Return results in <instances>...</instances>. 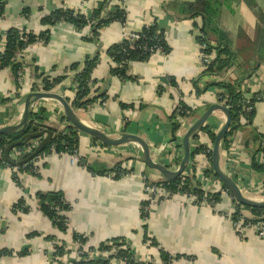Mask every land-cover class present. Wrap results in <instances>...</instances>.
Listing matches in <instances>:
<instances>
[{
    "label": "crops",
    "instance_id": "1",
    "mask_svg": "<svg viewBox=\"0 0 264 264\" xmlns=\"http://www.w3.org/2000/svg\"><path fill=\"white\" fill-rule=\"evenodd\" d=\"M100 1L67 0L65 6L88 16ZM194 1L128 0L126 24L113 23L102 29L97 44L86 40L90 38L87 28L77 32L68 23L52 27L41 24L43 16L62 7L60 0H7L0 18V35L12 28L35 35L49 31L47 43L38 41L21 56L28 86L34 82L33 66L53 78L99 50L100 62L92 72L93 88L100 87L107 99L104 104L98 100L86 109H73L75 114L110 138H119L121 134L140 137L148 144L152 159L171 169L182 157L181 140L186 130L204 110L216 104L218 92L214 87L199 96L194 92L193 81L202 73L198 43L200 20L187 19L179 11L181 4ZM114 4L112 0L109 8ZM23 10L28 11L27 16ZM152 22L163 31L170 53L165 57L154 54L143 63H130L126 80L110 76L112 62L105 50L119 42L124 34L140 31ZM215 26L216 30L209 34L210 43L227 46L234 56L232 66L220 75L226 76L221 82L239 84V91L248 99H254L256 94L264 97V0H226ZM2 48L0 43V51ZM247 82L250 85L244 90ZM65 85L69 87V83ZM16 89L11 71H1L0 128L20 122L26 95L15 97ZM53 93L69 101L75 96L73 89L56 88ZM178 102L200 112L194 118L183 119L175 143L171 141L169 119ZM59 106L51 100L41 102L43 123L57 129L65 126L66 119L57 112ZM253 108L252 125L242 122V128L227 139L228 146L220 148V169L231 175L239 166L246 181L264 180V175L252 170L250 152L243 148L245 142H249V148L254 147L250 143L253 132L264 136V101H257ZM224 122V115L216 111L206 125L217 133ZM78 138L79 159L86 160L96 172L123 161L121 167L129 173L118 179H114L113 173L92 174L68 154L57 153L38 159L35 174L21 172L13 166L0 168V252L8 253L0 257V264H65L74 256V232L86 240V250L122 241L134 259L141 262L162 264L159 253L162 250L175 258L171 264H264V240H259L251 231L243 240L237 238L228 217L232 200L221 197L215 209H210L188 205L179 197L153 208L144 224L141 219L145 200L143 178L157 182L162 180L161 175L143 164L141 151L133 144L103 146L79 132ZM198 138L201 145L209 141L203 133ZM256 159L263 162L260 153ZM193 170L203 191H218L217 179L205 177L206 161L199 154L190 158L187 171L191 176ZM50 192H60L69 206L62 213L69 226L65 233L59 232L40 211L37 194ZM20 202L27 212L17 211ZM246 215L249 214L246 212ZM144 232L158 247L143 242ZM55 244L65 246L66 253L61 259L51 257ZM110 264L120 263L111 261Z\"/></svg>",
    "mask_w": 264,
    "mask_h": 264
},
{
    "label": "trees",
    "instance_id": "2",
    "mask_svg": "<svg viewBox=\"0 0 264 264\" xmlns=\"http://www.w3.org/2000/svg\"><path fill=\"white\" fill-rule=\"evenodd\" d=\"M62 7L49 13L48 15L43 16L41 19V24L43 26L52 27L60 23H68L72 25L77 32H81L83 29H89L90 38L86 39L88 41L95 42L99 44V36L102 29L108 27L113 23H125L126 21V12L117 5H113L109 8V5L112 0H102L98 2L96 8L88 16H84L80 12H74L72 10L64 8V3L67 0H60ZM7 0H0V18L3 16L4 8ZM226 4V0H195L192 3L181 4L179 11L183 17L187 19H199L200 20V36L198 37L199 45L205 46L204 52L209 53L211 51L216 52V58L208 66L205 72H202L201 75L193 81L194 92L196 96H199L205 93L209 88H218L222 91V95L226 98L227 103L230 105V115L231 123L228 129L227 135L222 141V147L228 146V138L231 135H234L239 129L242 128V122L246 123V126L252 125V120L254 116V110L246 114L243 110V97L239 91V84H227L222 82H209L204 88H199V81L204 74H215L223 75L233 63L234 56L232 52L228 49L227 46H224L221 43H216L217 45L213 46L210 43L209 34L212 31L216 30L215 19L218 16L220 8ZM23 15L27 16L28 11L23 10ZM139 39L135 42L128 40H121L108 49L105 50V54L111 60L112 66L109 68V75L113 77H118L120 79H128V67L132 62H146L156 51L160 50V53L163 55H168L170 53V48L166 43L165 36L162 30L158 27L156 22H152L148 26H144L140 32L137 34ZM49 31H45L39 35H35L26 30H21L17 28H12L6 31L2 36L0 35V43H3V49L0 51V72L9 69L14 77L15 83L17 79V73L23 69L22 57L19 56L20 53L25 51L29 46L35 44L38 41L43 43L48 42ZM221 44V45H220ZM224 47H223V46ZM99 50L93 56L87 57L81 64H74L64 72L63 75L57 77H50L39 72L38 68L33 66V84L32 86L41 87L43 92L53 93L56 88L65 90H75V96L69 101L68 98L65 100L71 106L72 109H86L89 105L96 101H105L107 95L101 92L100 87L91 89L90 84L94 85L95 81L92 80V72L95 67L99 64ZM224 55L225 58H220ZM80 66L82 67L80 70ZM69 83V87L65 83ZM174 86L175 82L172 81ZM74 85V86H72ZM66 86V87H65ZM17 87V85H16ZM62 92V91H61ZM256 100L252 99V103H256ZM259 102V101H258ZM254 109V108H253ZM178 111V112H177ZM38 114L30 113L29 121L30 125L27 129L29 133L31 127L33 126V121H43L42 115L44 114L43 110L40 109ZM183 112V113H181ZM200 112L199 109L195 110L183 102H178V105L174 109L170 117V130H171V141H177V132L180 129V123L175 119V114L180 113L183 119L189 120L194 118ZM64 118L61 120L63 121ZM42 128H45L51 131L55 138L45 147L42 153H40L35 161L51 154V148H54V153L63 154L68 153L72 154L75 150H78V132L75 131L72 127L68 126V134L62 135V129H57V127L49 126L44 124ZM202 133H206L209 141L213 144L215 141L216 134L212 130L208 129L206 126L201 130ZM198 134H196L191 140H196ZM21 136H0V146L4 149L7 148L11 143L19 140ZM94 142L96 140L93 139ZM250 143L254 146L249 148V142L243 144V148L250 152V166L252 170L257 173L264 175V136L256 132L252 133ZM104 146V145H103ZM178 147V146H177ZM203 149L200 146L198 149L191 150V157L198 154ZM13 149L9 152V158L12 162H16L12 157ZM260 153L263 157V162L259 163L256 159L257 154ZM25 159V158H23ZM21 159V160H23ZM81 159V160H80ZM78 163L86 167V169L92 174L105 175L107 173H113L114 179H118L121 176L127 175L129 170H125L121 167L123 161H119L118 164L112 168L103 170L101 172H96L83 158H80ZM4 165L0 162V167L6 166L12 168L11 165L3 158ZM28 162L24 166L19 167L21 172H29L35 174L32 170L31 164ZM193 176L187 178L185 182H182L186 187L191 186L193 188L194 194L198 197L199 200H202L204 193L201 190V184L197 181L195 176V171L193 170ZM213 171L212 167L210 171L205 172V177H212ZM37 175V174H36ZM35 175V176H36ZM161 185L164 184L170 192H177L178 185L181 184L180 178L169 182H160ZM166 183L168 185H166ZM223 187V186H222ZM37 199L40 201V211L46 216L53 226L61 233H65L67 230L66 227V217L59 215L58 212L64 213L69 209L67 202L65 201L63 195L60 192H50L46 194H37ZM211 200L215 203L220 202V193L211 194ZM146 205L143 202L142 206ZM141 206V207H142ZM22 207L23 212H27L26 206H23V202H20L19 208ZM245 211L254 218L256 221L264 215V209L248 208L244 207ZM21 209V208H20ZM141 217L145 215L141 214ZM237 214H233L232 219L236 220ZM144 230L146 231V226L144 225ZM74 240L80 241L83 245L85 244V239L74 233ZM47 239H51L48 237ZM144 243L149 242L150 246L158 247L157 243L149 239L144 232ZM110 245H115L118 250L116 253L111 254L104 258L91 259L89 258V253L94 251V249H88L87 253H83L79 261H71V264H110L111 260L118 261L120 264H153V262H141L134 259L129 248L122 241H111L105 244H101L95 250L97 252H105L110 250ZM54 252L51 254L52 259H61L66 253L65 246L61 244L59 247L54 248ZM160 259L163 264H169L170 261L174 260L169 254L160 250ZM8 253L0 252V257L7 255ZM176 258H179L178 256ZM53 261V260H52ZM69 261V260H68ZM66 262V264L68 263ZM59 264V262H58Z\"/></svg>",
    "mask_w": 264,
    "mask_h": 264
},
{
    "label": "built area",
    "instance_id": "3",
    "mask_svg": "<svg viewBox=\"0 0 264 264\" xmlns=\"http://www.w3.org/2000/svg\"><path fill=\"white\" fill-rule=\"evenodd\" d=\"M115 1V5L119 6L120 8H122L125 12V6L128 3V0H114ZM66 3V1H65ZM64 3V8H66ZM68 9V8H66ZM70 10V9H69ZM74 11V10H72ZM76 12V11H74ZM126 19H127V12H126ZM121 26H124L126 24L125 23L121 24L118 23ZM150 25V24H149ZM148 26V25H146ZM144 27V26H143ZM142 27V28H143ZM140 31L137 32H132V33H128V34H124L122 36V38L119 40H128L130 39V41L133 43L135 41H137L139 39V36L137 35ZM3 49V48H2ZM205 46L200 45V55H199V61H200V68L202 70V72H205L208 68V66L213 62V60L216 58V52L213 50L209 53H205L204 52ZM24 54V51L22 53L19 54V56H22ZM154 54H159L163 57L167 56V55H163L162 53H160L159 49H156V51L154 52ZM153 54V55H154ZM220 58H225L223 55L220 56ZM226 76H218L215 74H204V76H202L200 78L199 81V88L202 89L204 88L209 82H221L225 80ZM216 83V82H215ZM16 85H17V89L14 93L15 97H23L27 94L30 93H40L43 92L41 87L39 86H28L27 85V81L25 78V71L22 69L21 71H19L17 73V79H16ZM250 83L247 82V84L244 87V90L246 87H249ZM74 86V85H72ZM89 87L92 89L93 85L90 84ZM241 90H243V87L241 88ZM226 97V96H225ZM222 95V91L218 90L217 95H216V100L215 103L216 105L219 106H223L225 108H228L230 110V105L227 103L226 98ZM243 97V110L246 114L252 112L253 110V103H252V99H248L244 96V93L242 95ZM253 100L256 101H264V97L260 94H256L255 98ZM42 101H46V100H38L36 102H34L30 108H29V112L33 113V114H38L39 115V111L41 108V102ZM102 104H104V101H101ZM57 112L59 114H63V110L61 108V106H59L57 108ZM178 112V111H177ZM183 113V112H181ZM183 116L180 115V113H176L175 114V119L178 123H180V127L183 121ZM65 121L63 124L65 125L64 127L62 126V135H67L68 134V130L67 127L69 126L68 122ZM34 125H37L39 127H43V125L45 123H43V121H33ZM207 127L208 129L212 130L211 127L207 126L206 123L204 125V127ZM180 130V129H179ZM178 130V131H179ZM214 132V130H212ZM178 133V132H177ZM202 132H198V136H200ZM204 135H206V133H203ZM196 135V134H195ZM207 136V135H206ZM193 138V137H192ZM191 138V139H192ZM190 139V148L195 150L198 149L200 146L203 147V149L198 153L201 157H203L206 161V170L205 172L210 171L211 169V155H212V148H213V144H211L210 141H208V143L201 145L199 142V138L197 137L196 140H191ZM210 142V143H209ZM38 141H32L30 143H28L27 145L23 146V147H19V148H14L13 149V153L12 156L14 157V159L16 158L17 161L28 157L30 154H32V152L34 151V149L37 147L38 145ZM222 148V144L221 147ZM4 151L5 149L3 147L0 146V162L4 165L2 159L4 158ZM51 153H54V148H51ZM63 154H68V153H63ZM69 156H71L76 163H78L79 161V157H78V150L74 151L72 154H68ZM180 160H176L172 166H171V170H176L178 167ZM30 165L32 167V170L34 172H37V167H36V162L35 159H33ZM24 166V165H23ZM239 167V166H238ZM236 168V170L233 172V174L229 175L227 174L230 178H232L233 180L236 178L237 180L235 181V183L237 184L238 188L240 189L241 193L243 196H245L246 198L249 199H253V200H257V201H264V180L263 179H253V180H244V172L241 171V169ZM0 168H9L6 166H2ZM19 168V167H18ZM170 169V168H169ZM205 175V174H204ZM191 175L190 173L185 170L180 176V181L181 184L178 185L177 192H170L166 186L164 184L161 185L160 182H165V180H160L157 182H150L149 180H147L146 178H143L144 181V202L146 203V205L141 207V214L145 215V217H141L142 221L144 222V224L147 222L148 216L150 214V212L153 210V208H155L157 205H159L160 203H164V202H168V201H173V200H177L179 197H183L186 204L188 205H193L196 207H207L210 209H215L216 205L218 203H215L211 200V197H209L211 194L214 193H210L207 191H203L202 188L201 190L204 193V196L202 198V200H199L198 197L194 194L193 188L189 185V186H185L182 182H185V180L187 178H190ZM213 179V178H212ZM214 180V179H213ZM218 182V191L215 193H220V198L222 197H226L229 198L230 200H232V211L230 212V214H228V217L231 219L232 225L236 231V236L239 240H243L247 234L251 231L255 234V236L259 239V240H264V215H262L257 221L252 218L249 215H246V211L243 208V206H241L239 203H237L229 194V192L227 191V189H225L224 187H222V184L220 183V181L217 179ZM166 185H168L166 183ZM21 208V209H20ZM17 209L18 212H23L22 211V207H20ZM59 215H62L61 212H58ZM233 214H237V218L236 220L232 219ZM66 227L68 230V221L66 218ZM66 230V231H67ZM75 233V232H74ZM72 234V240L74 242V246H75V250H74V256L73 259L69 260L67 264H71V261H79L81 258V255L83 253H87L88 250L85 249L84 245L77 240H74L73 235ZM149 243V242H146ZM61 246V244H55L53 247V252H54V248L55 247H59ZM118 250V248L115 245H110V250L109 251H105V252H97L96 250L92 251L89 253V258L91 259H97V258H104L107 257L111 254L116 253ZM111 261H115V260H111ZM118 262V261H116ZM111 263V262H110ZM119 263V262H118ZM172 261H170L169 264H171ZM66 264V263H65ZM163 264V263H162Z\"/></svg>",
    "mask_w": 264,
    "mask_h": 264
},
{
    "label": "water",
    "instance_id": "4",
    "mask_svg": "<svg viewBox=\"0 0 264 264\" xmlns=\"http://www.w3.org/2000/svg\"><path fill=\"white\" fill-rule=\"evenodd\" d=\"M38 100H51L57 102L61 106L63 110V116L70 127H72L75 131L85 134L98 141L104 146L117 147L126 144H133L137 146L141 151V159L143 164L147 168L158 172L163 180L169 182L176 180L185 170H187L191 156L190 139L204 128L205 123L213 112L219 111L224 115L225 122L217 132L215 141L213 143L211 155V167L213 171L212 178L218 179L222 186L227 189L231 197L241 206L264 209V201H257L243 196L235 181L220 169V147L222 141L227 135L231 123V115L228 108L216 104L211 105L206 110H204L201 115L189 126L181 140L182 157L179 161L178 167L176 170H171L167 166L157 163L152 159L148 144L140 137L131 134H121L119 138H110L101 130L91 127L81 121L62 95L47 92L30 93L27 94L24 99L23 112L20 122L15 125H8L0 128V136H21L19 140L8 145L4 151V159L13 167H21L35 159L40 153L43 152L51 140L55 138V135L51 131L34 124L31 127L30 132H27V129L31 124L29 121V108L34 102ZM32 141L39 142L32 154H30L25 159L16 162H12L10 160L9 152L12 149L23 147Z\"/></svg>",
    "mask_w": 264,
    "mask_h": 264
},
{
    "label": "bare ground",
    "instance_id": "5",
    "mask_svg": "<svg viewBox=\"0 0 264 264\" xmlns=\"http://www.w3.org/2000/svg\"><path fill=\"white\" fill-rule=\"evenodd\" d=\"M56 104V103H55Z\"/></svg>",
    "mask_w": 264,
    "mask_h": 264
}]
</instances>
